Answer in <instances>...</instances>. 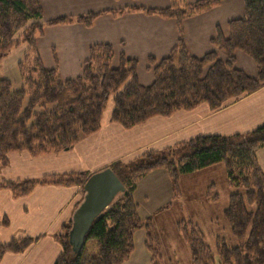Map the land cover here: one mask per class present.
Instances as JSON below:
<instances>
[{
  "label": "trees",
  "instance_id": "trees-1",
  "mask_svg": "<svg viewBox=\"0 0 264 264\" xmlns=\"http://www.w3.org/2000/svg\"><path fill=\"white\" fill-rule=\"evenodd\" d=\"M222 1L189 3L174 0L166 9H147V12L176 18L180 23ZM244 2L245 16L230 21L229 37L220 34L213 40L218 50L198 58L192 56L181 41L173 54L155 66L153 84L144 86L137 77V60L123 57L120 67L111 66L114 51L109 44L92 47L82 76L64 79L59 71L44 66L36 47L35 33L42 34L44 26L40 0H0V63L20 44L14 38L21 28L32 19L40 21L33 27L34 34L26 33L27 30L23 34L24 42H28L32 50L29 56H34L28 64L27 61L20 64L24 88L15 91L7 78L0 77V166L9 163L11 152L26 150L32 156H41L72 148L83 137L100 129L111 96L115 97L112 120L129 129L152 117L169 116L201 103L209 104L214 111L220 110L231 101L261 89L264 86V0ZM97 16L93 13L74 20L91 25ZM72 21L60 18L52 23ZM238 50L255 60L258 76H250L236 66L235 52ZM219 51L228 55L225 60L220 59ZM151 62L155 60L151 59ZM206 67L209 70L204 75ZM27 96L29 102L24 108ZM262 148L264 125L247 133L198 136L162 151H145L129 162H114L111 167L126 186V191L96 218L87 234L86 244L95 240L97 250L90 251L86 244L81 252L72 250L69 240L71 218L56 234L62 252L55 264L125 263L135 250V234L141 229L150 230L151 225L150 220L142 218L140 205L133 196L138 179L165 168L179 191L181 175L220 164L225 165L230 185L243 189L231 194L225 215L233 235L237 239H246L234 247L217 239L219 261L221 264H264V171L257 155ZM90 175L73 172L0 181V189L7 188L16 196H24L42 184L84 188ZM191 225V230L187 224L180 226V230L190 245L193 263L214 264V249L198 226ZM38 239L39 236H23L0 242V264L6 253H23Z\"/></svg>",
  "mask_w": 264,
  "mask_h": 264
},
{
  "label": "crops",
  "instance_id": "crops-1",
  "mask_svg": "<svg viewBox=\"0 0 264 264\" xmlns=\"http://www.w3.org/2000/svg\"><path fill=\"white\" fill-rule=\"evenodd\" d=\"M173 1L40 0L44 26L37 39L39 55L46 68L57 67L64 79H75L81 76L92 47L109 44L114 51L111 66L120 67L123 57L137 60L138 80L149 86L155 81V64L173 54L181 41L192 56L203 58L218 50L213 43L215 38L220 34L229 37L230 21L242 18L246 13L244 0H223L218 6L186 17L180 23L176 18L147 12V9H166ZM187 1L195 3L199 0ZM93 13L98 16L91 25L74 20ZM60 18L73 21L52 23ZM235 56L238 68L250 76H258L254 59L240 50ZM221 57L226 56L221 53ZM151 59L155 62L152 63ZM114 98L111 96L108 100L100 129L83 137L72 148L41 156H32L26 150L9 153V163L0 166V181L73 172L93 174L111 167L116 161L135 159L148 150L162 151L198 136L247 133L264 125V86L238 101H231L220 110L214 111L209 104L201 103L190 110L152 117L130 129L112 120ZM155 171L144 178H163L167 187L170 179L167 172L149 176ZM140 185L141 180L133 196L140 209L149 212L138 198ZM152 190L155 202L164 205L173 200L167 191L161 196L159 188L152 187ZM150 197L145 196L149 200ZM83 198L81 186L42 184L24 196H16L7 188L0 189V242L15 237L39 236L25 252L6 253L1 264H55L62 252L56 234L71 220ZM139 237L137 232L136 241Z\"/></svg>",
  "mask_w": 264,
  "mask_h": 264
},
{
  "label": "rangeland",
  "instance_id": "rangeland-1",
  "mask_svg": "<svg viewBox=\"0 0 264 264\" xmlns=\"http://www.w3.org/2000/svg\"><path fill=\"white\" fill-rule=\"evenodd\" d=\"M39 22L32 19L21 28L14 38V40L19 41L20 44L15 46L10 54L0 63V77L7 78L12 83V89L15 91L24 88L20 64L24 63V61H27L26 64H28L29 59L34 57L29 56L32 50L29 49V43L24 42V31L27 30L26 33L33 32L34 34L36 30H34L33 27ZM35 34L37 47V39L41 33L36 32ZM221 53L226 57H221ZM25 55L28 56L27 59H25ZM227 56L225 52L219 53V57L222 60H225ZM156 65L157 64H155V66ZM84 66L81 76L84 72ZM52 69L59 71L57 67ZM208 70L209 67H206L204 75L207 74ZM28 102L29 96L26 97L24 108L27 107ZM257 155L259 164L264 171V149H260ZM156 170L157 171L151 173L149 176L157 174V172L165 173L166 171L165 168ZM145 176L138 179V183L141 180L138 198L142 201V207L144 209H149V212L145 210L142 211L141 209V216L146 220H150V230H139L140 237L138 241H136L137 233L135 234V250L130 258L123 264H194L190 245L186 242L180 230V226L186 224L189 230L192 228L191 224H194L202 231L206 242L216 253L214 264H221L216 249L217 239L221 238L229 247L244 243L246 238L237 239L233 235L225 215V210L230 204L231 194L243 191V189L230 185L224 164L200 172L181 175L178 185L179 191L174 186L169 174L168 176L170 179L168 180L169 184L167 187L165 186L163 178L162 180L156 177L145 179ZM156 184H159L160 187H155ZM162 184L164 186H161ZM152 187L155 189L159 188L158 193L161 196H164L167 191L169 198L173 200L166 201L164 205L159 201L155 202L153 198L155 195ZM146 195L152 196L150 200L145 198ZM160 201H162V199ZM144 203L146 206H144ZM149 235L150 237L148 239ZM86 247L90 251L97 250L96 241L89 240Z\"/></svg>",
  "mask_w": 264,
  "mask_h": 264
},
{
  "label": "water",
  "instance_id": "water-1",
  "mask_svg": "<svg viewBox=\"0 0 264 264\" xmlns=\"http://www.w3.org/2000/svg\"><path fill=\"white\" fill-rule=\"evenodd\" d=\"M84 198L72 216L69 240L74 252H81L94 221L114 200L126 191V186L112 167L91 174L84 184Z\"/></svg>",
  "mask_w": 264,
  "mask_h": 264
}]
</instances>
